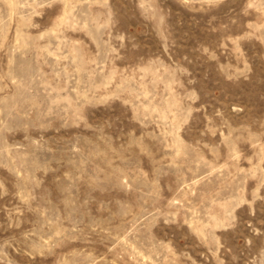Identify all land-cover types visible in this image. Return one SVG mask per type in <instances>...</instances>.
Listing matches in <instances>:
<instances>
[{
    "label": "rangeland",
    "instance_id": "374dc122",
    "mask_svg": "<svg viewBox=\"0 0 264 264\" xmlns=\"http://www.w3.org/2000/svg\"><path fill=\"white\" fill-rule=\"evenodd\" d=\"M0 264H264V0H0Z\"/></svg>",
    "mask_w": 264,
    "mask_h": 264
}]
</instances>
